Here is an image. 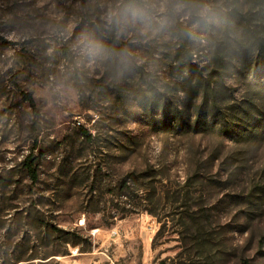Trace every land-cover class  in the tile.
Listing matches in <instances>:
<instances>
[{"label": "rangeland", "instance_id": "374dc122", "mask_svg": "<svg viewBox=\"0 0 264 264\" xmlns=\"http://www.w3.org/2000/svg\"><path fill=\"white\" fill-rule=\"evenodd\" d=\"M106 2L0 0V264H264V0L147 44L104 27ZM85 29L111 53L93 68Z\"/></svg>", "mask_w": 264, "mask_h": 264}, {"label": "clouds", "instance_id": "9594fccd", "mask_svg": "<svg viewBox=\"0 0 264 264\" xmlns=\"http://www.w3.org/2000/svg\"><path fill=\"white\" fill-rule=\"evenodd\" d=\"M46 16L43 27L49 35L64 37L74 26V22L61 25L62 14L48 12ZM99 18L104 27L116 36L135 35L143 44H147L157 34V25L165 28L179 22L184 25L186 34L194 35L197 28H206L218 22L211 0H107L101 6ZM74 50L88 68H93L98 61L111 54L104 41L87 29L77 37ZM133 57L134 53L127 48L115 54L121 69H127ZM137 63L143 61L138 60Z\"/></svg>", "mask_w": 264, "mask_h": 264}, {"label": "trees", "instance_id": "16d2710c", "mask_svg": "<svg viewBox=\"0 0 264 264\" xmlns=\"http://www.w3.org/2000/svg\"><path fill=\"white\" fill-rule=\"evenodd\" d=\"M24 98L29 101V103L33 107L34 111L37 112L38 111L37 103H36V100H35L33 94L29 93V92L25 93ZM82 132L87 138L92 137V134L89 132L88 129L82 127ZM35 161H36V159L32 154L28 155L24 161L25 168L28 171L33 182H36L38 180V169H37V166L35 164Z\"/></svg>", "mask_w": 264, "mask_h": 264}]
</instances>
